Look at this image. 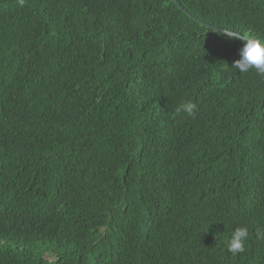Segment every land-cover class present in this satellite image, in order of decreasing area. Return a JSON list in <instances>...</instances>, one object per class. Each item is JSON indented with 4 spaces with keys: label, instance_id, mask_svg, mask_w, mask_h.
<instances>
[{
    "label": "trees",
    "instance_id": "1",
    "mask_svg": "<svg viewBox=\"0 0 264 264\" xmlns=\"http://www.w3.org/2000/svg\"><path fill=\"white\" fill-rule=\"evenodd\" d=\"M177 1L0 0V264H264V0Z\"/></svg>",
    "mask_w": 264,
    "mask_h": 264
},
{
    "label": "clouds",
    "instance_id": "2",
    "mask_svg": "<svg viewBox=\"0 0 264 264\" xmlns=\"http://www.w3.org/2000/svg\"><path fill=\"white\" fill-rule=\"evenodd\" d=\"M20 7H23L25 0H18ZM229 40H238L242 47L239 50L240 58L234 61L231 70L246 74L254 70L258 76L264 78V38L256 36H245L239 31H233L228 28H223L220 33ZM176 114L186 113L190 117H194L197 112V105L192 101H185L180 104L176 110ZM258 240L264 241V229H255ZM250 237V231L247 226H238L232 230L229 239L226 242V247L233 255L243 253L245 244Z\"/></svg>",
    "mask_w": 264,
    "mask_h": 264
},
{
    "label": "water",
    "instance_id": "3",
    "mask_svg": "<svg viewBox=\"0 0 264 264\" xmlns=\"http://www.w3.org/2000/svg\"><path fill=\"white\" fill-rule=\"evenodd\" d=\"M177 6H178V8L182 11V12H184L186 15H188L189 17H191V18H193L182 6H181V4L177 1V0H172ZM194 19V18H193ZM198 21V20H197ZM201 25H203V26H205V27H207V28H209V29H211V30H213V31H215V32H217V33H222L223 32V30L222 29H220V28H217V27H213V26H210V25H208V24H205V23H202V22H200V21H198Z\"/></svg>",
    "mask_w": 264,
    "mask_h": 264
}]
</instances>
